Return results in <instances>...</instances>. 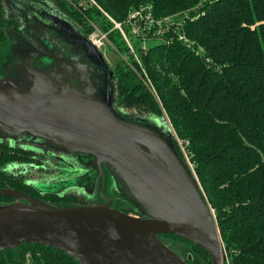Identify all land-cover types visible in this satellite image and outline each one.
Here are the masks:
<instances>
[{
    "label": "trees",
    "instance_id": "16d2710c",
    "mask_svg": "<svg viewBox=\"0 0 264 264\" xmlns=\"http://www.w3.org/2000/svg\"><path fill=\"white\" fill-rule=\"evenodd\" d=\"M39 1L65 15L84 39L101 30L122 53L125 61L113 69L114 106L136 112L127 120L168 132L214 210L230 251L224 263L264 264V0ZM114 22L122 25L133 51ZM134 26L141 28L139 35L132 33ZM14 29L22 30L21 21L9 18L0 0V46ZM144 71L155 94L141 80ZM165 116L172 132L153 123ZM17 153L6 143L0 146V209L24 202L4 195L8 190L59 209L88 206L81 194L41 192L22 173L5 170L33 157V150ZM160 237L180 256L187 251L190 264H212L199 245ZM29 256L34 264H80L42 244L0 250V264H26Z\"/></svg>",
    "mask_w": 264,
    "mask_h": 264
},
{
    "label": "water",
    "instance_id": "95a60500",
    "mask_svg": "<svg viewBox=\"0 0 264 264\" xmlns=\"http://www.w3.org/2000/svg\"><path fill=\"white\" fill-rule=\"evenodd\" d=\"M64 24L81 38L85 52L98 60L99 49L91 40L84 39L74 23ZM108 73L112 80L113 70H106L105 76ZM61 97L75 99L64 93ZM113 107L114 99L107 93L74 110L28 111L0 87L2 131L27 132L71 152L91 155L101 178V165L109 164L150 212L149 218H141L108 205L59 209L8 190L4 195L26 203L0 209V250L42 244L80 264H187L161 240L170 234L199 245L210 254L212 264H225L230 251L223 246L214 210L171 138L155 127L124 119Z\"/></svg>",
    "mask_w": 264,
    "mask_h": 264
},
{
    "label": "rangeland",
    "instance_id": "374dc122",
    "mask_svg": "<svg viewBox=\"0 0 264 264\" xmlns=\"http://www.w3.org/2000/svg\"><path fill=\"white\" fill-rule=\"evenodd\" d=\"M7 12L11 18L18 16L11 8ZM21 22L22 30L14 29L13 39L0 46V87L7 91L14 103L28 111H67L85 107L94 99H102L104 91L112 99L116 98L115 83L104 76L106 70L115 69V65L125 61V58L105 33L97 29L89 36L100 44V57L93 60L92 54L85 52L81 38L73 35L72 31L68 32L58 25L47 27L39 21H31L26 15L21 17ZM140 77L150 92L155 94L152 80L146 71ZM62 93L75 99H64ZM113 110L124 119L136 116L132 110L126 111L115 106ZM153 123L158 128L164 125L173 131L166 116ZM163 132L168 136L167 131ZM4 138L8 142H19L28 150H35L41 155L44 160L42 172L32 163L5 168L10 173H25L27 181L41 191L79 193L88 199L90 207L107 203L114 207L129 208L133 210V216L149 218V210L139 201L134 189L109 164L101 165V178L91 155L69 152L54 141L27 132L14 136L0 130V139ZM51 148L57 154H53ZM183 254L181 256L190 264L188 261L191 262V256H188L187 251ZM26 264H33L31 257Z\"/></svg>",
    "mask_w": 264,
    "mask_h": 264
},
{
    "label": "crops",
    "instance_id": "0c3cea01",
    "mask_svg": "<svg viewBox=\"0 0 264 264\" xmlns=\"http://www.w3.org/2000/svg\"><path fill=\"white\" fill-rule=\"evenodd\" d=\"M3 4L6 12L8 8H11L12 12L15 10V14L18 15L20 21L21 17L26 15L31 21H39L38 23L46 24L47 27H49V25H58L63 29L68 27L64 24L65 20H67L70 25L72 23L65 15L58 12V10L55 9L49 2H41L39 0H3Z\"/></svg>",
    "mask_w": 264,
    "mask_h": 264
},
{
    "label": "flooded vegetation",
    "instance_id": "af4514ba",
    "mask_svg": "<svg viewBox=\"0 0 264 264\" xmlns=\"http://www.w3.org/2000/svg\"><path fill=\"white\" fill-rule=\"evenodd\" d=\"M6 10V9H5ZM6 14H7V12H6ZM8 15V14H7ZM8 17L9 18H11L9 15H8ZM14 18L15 19H19L18 18V16H14ZM14 18H11V19H14ZM20 20V19H19ZM22 24V23H21ZM11 39H13V38H11ZM10 40V39H9ZM8 40V41H9ZM8 41H6V43H8ZM6 43H4V44H6ZM107 77H109V80H111L110 79V73H108V76H105V79H107ZM112 81V80H111ZM113 82V81H112ZM105 92V91H104ZM106 92L104 93V95L106 96ZM104 100H102L101 101V103L103 102ZM1 130V129H0ZM7 133V132H6ZM8 134V133H7ZM8 135H11V134H8ZM19 135V134H18ZM18 135H14V136H18ZM7 144V147L10 149V152L14 155V156H17L18 155V150H21L22 151V153H24V152H26V151H31V150H28L26 147H23L22 145H20V143L19 142H16V141H13V142H8V140L7 139H0V146H3L4 144ZM64 148V147H63ZM52 149V148H51ZM65 149V148H64ZM65 150H68V149H65ZM3 152L4 151H6L5 149L4 150H2ZM52 151H53V154H57L56 153V151H55V149H52ZM69 152H71L70 150H68ZM22 153H20V155H22V156H25L24 154H22ZM80 154H82V153H80ZM38 155V156H37ZM86 155V154H85ZM41 155L39 154V153H37V152H35V150H33V157H30V156H28L29 157V162H27V163H18V164H10V165H8V166H11V165H19V164H23V165H26V164H28V163H32V164H36V168L37 169H39V171L40 172H42V170H44V168L42 167V163H44V160H43V158H41L40 157ZM90 156V155H89ZM93 157V156H92ZM94 158V157H93ZM34 159V160H33ZM95 159V158H94ZM41 162V163H40ZM96 162V161H95ZM48 170V169H47ZM20 174H21V172H19ZM19 173H17V174H19ZM12 174H14V175H16L15 173H12ZM24 176H25V173H22ZM25 180L27 181V179H26V176H25ZM27 183H29V184H31L29 181H27ZM34 185V184H33ZM40 190V189H39ZM41 191V190H40ZM41 192H45V193H47V191H41ZM51 192V191H50ZM55 193V192H54ZM25 194V193H24ZM79 194V193H78ZM29 196V195H28ZM30 197H32V196H30ZM32 198H35V197H32ZM85 198V197H84ZM38 199V198H37ZM86 199V201L88 202V206L87 207H90V204H89V201H88V199L87 198H85ZM21 202V201H20ZM20 202H18V203H20ZM26 201H24V203H25ZM17 204V203H16ZM109 206V207H111V208H113V209H116V210H119L120 208L118 207V206H116V207H114V206H110L109 204H107V203H105V204H99L98 206H95V207H105V206ZM92 206V205H91ZM120 211V210H119ZM122 211V210H121ZM131 215V214H130ZM133 215V214H132ZM30 257V256H29ZM74 259V258H73ZM182 259L184 260V258L182 257ZM33 261V260H32ZM185 261V260H184ZM186 262V261H185ZM33 264H34V262H33Z\"/></svg>",
    "mask_w": 264,
    "mask_h": 264
},
{
    "label": "built area",
    "instance_id": "2783aa9c",
    "mask_svg": "<svg viewBox=\"0 0 264 264\" xmlns=\"http://www.w3.org/2000/svg\"><path fill=\"white\" fill-rule=\"evenodd\" d=\"M84 3L85 2H90V3H92L93 5H96V2H95V0H82ZM169 20V19H168ZM160 23V25L162 24L161 22H159ZM114 24L116 25V28L117 29H119L120 30V32H121V34H122V36H123V38L127 41V43H128V45L131 47V49H132V45H131V42H130V39L127 37V35H126V33L124 32V30H123V28H122V25L121 24H117V23H115L114 22ZM141 32V28L139 27V26H134L133 27V29H132V33L134 34V35H139V33ZM92 37V36H91ZM89 38V40H91V42L98 48V49H100V44H98V42H96V40L95 39H93V37L92 38Z\"/></svg>",
    "mask_w": 264,
    "mask_h": 264
}]
</instances>
